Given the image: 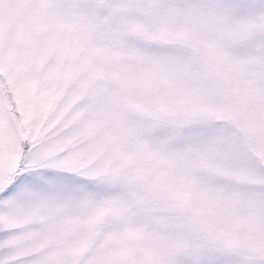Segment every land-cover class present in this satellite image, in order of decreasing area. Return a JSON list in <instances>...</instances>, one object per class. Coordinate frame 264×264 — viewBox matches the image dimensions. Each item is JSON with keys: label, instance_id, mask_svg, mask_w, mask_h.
Wrapping results in <instances>:
<instances>
[{"label": "snow or ice", "instance_id": "obj_1", "mask_svg": "<svg viewBox=\"0 0 264 264\" xmlns=\"http://www.w3.org/2000/svg\"><path fill=\"white\" fill-rule=\"evenodd\" d=\"M0 264H264V0H0Z\"/></svg>", "mask_w": 264, "mask_h": 264}]
</instances>
